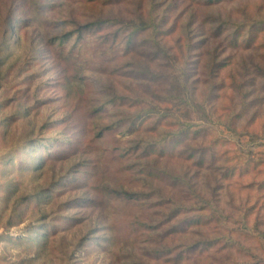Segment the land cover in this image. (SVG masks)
I'll return each instance as SVG.
<instances>
[{
	"label": "rangeland",
	"instance_id": "rangeland-1",
	"mask_svg": "<svg viewBox=\"0 0 264 264\" xmlns=\"http://www.w3.org/2000/svg\"><path fill=\"white\" fill-rule=\"evenodd\" d=\"M40 1L0 0V264H263L264 0ZM96 15L151 17L168 54L67 71L54 36ZM142 106L157 112L126 132ZM174 137L180 153L160 148ZM179 206L206 217L186 226Z\"/></svg>",
	"mask_w": 264,
	"mask_h": 264
},
{
	"label": "trees",
	"instance_id": "trees-1",
	"mask_svg": "<svg viewBox=\"0 0 264 264\" xmlns=\"http://www.w3.org/2000/svg\"><path fill=\"white\" fill-rule=\"evenodd\" d=\"M47 0H42L37 2L38 6L48 3L52 4V2H46ZM83 2H101L105 4L110 3H117L122 0H81ZM196 5H206L213 2H218L220 0H188ZM71 20V29L64 32L62 35H55V39L58 43L56 48H61L64 53V58H61L64 61L59 62L63 63V66L66 67L67 71H72L73 73L76 71V68H90L91 70H98L97 68H102L104 63H109V61L115 58L117 50L121 48L122 56H126L125 54H129L135 51L138 44L141 43H149L153 46L155 51L147 50L146 54L151 55L152 60H155L159 57L160 53L162 52L163 56L165 57L166 53L163 48L161 47L159 41V34L162 31L160 29V24L157 23L151 17L149 18H110V17H102V16H95V18L88 20L86 22H81L75 18L69 19ZM229 22L227 21H219L215 22V25H212V34L215 36L221 35L228 27ZM237 30L230 34L229 36H239L241 31H244V36L247 40L251 39V34H253V27L249 25L247 27L243 24L236 25ZM240 31V32H239ZM68 40V43L65 44V41ZM121 56V55H119ZM92 66L86 67L84 64H91ZM136 65V64H135ZM134 71L137 76L141 77L142 79H150L151 83H164L168 82L169 84L172 83V79H176L181 85L186 86V83L189 79V73L186 70H181L180 74L177 73V76L172 77L169 81L165 79V75L161 73H156L151 70L148 66L145 65H136ZM116 70V69H114ZM180 75V77H179ZM70 82V81H69ZM109 93L110 98L106 99L105 104L109 105H122L125 101H129L127 97L123 95H119L116 93L114 89L108 86H103ZM148 90H151V87L146 86ZM167 88V96L172 94L173 91L170 89L169 86ZM153 92V91H152ZM155 94V91H154ZM147 104V103H146ZM153 112L155 111L152 107L142 106L140 110L136 111L134 114H128L127 120L121 123V126L125 125L126 127L124 130L128 133H133L138 130V126L136 125L139 119L145 118L147 115H154ZM161 116L157 117L159 119ZM180 123L183 124V121ZM186 124H183L184 126ZM112 126V125H111ZM200 130V129H199ZM194 131L193 135H195ZM174 143H170L166 146H160L162 150L167 149L170 154H174L178 152L180 143L182 142L181 137H174L172 139ZM159 145V144H158ZM157 145V146H158ZM146 148V147H145ZM146 153H148V148L145 149ZM180 153V152H178ZM192 158V154L189 155ZM199 162L200 157L198 158ZM128 194V193H127ZM183 214L185 215L182 223L186 226L190 225V223L194 222H201L206 215L204 213H197L192 211V207H185L181 209L179 206L176 210L173 209L171 212V217H177L178 215ZM264 264V261H263Z\"/></svg>",
	"mask_w": 264,
	"mask_h": 264
}]
</instances>
